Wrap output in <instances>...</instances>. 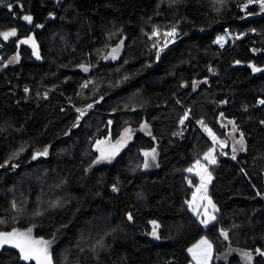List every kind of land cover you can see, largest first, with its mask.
Masks as SVG:
<instances>
[{
	"label": "trees",
	"instance_id": "1",
	"mask_svg": "<svg viewBox=\"0 0 264 264\" xmlns=\"http://www.w3.org/2000/svg\"><path fill=\"white\" fill-rule=\"evenodd\" d=\"M13 29L7 40L0 35V231L33 229L54 240L53 264H189L190 248L204 238L213 264H241L235 255L217 262L230 247L264 264L258 3L0 0V34ZM226 29L259 35L232 43L229 34L221 48ZM32 33L40 62L21 43ZM119 46L118 59L108 61ZM15 56L19 63L9 65ZM221 117L234 121L246 151L233 158L216 149L209 194L218 219L203 226L188 207L199 183L188 170L215 148L206 126L227 140ZM127 128L129 146L112 164L95 166L96 142L116 141ZM153 149L159 167L144 171L143 153ZM0 264L26 262L3 250Z\"/></svg>",
	"mask_w": 264,
	"mask_h": 264
},
{
	"label": "rangeland",
	"instance_id": "2",
	"mask_svg": "<svg viewBox=\"0 0 264 264\" xmlns=\"http://www.w3.org/2000/svg\"><path fill=\"white\" fill-rule=\"evenodd\" d=\"M231 42L230 35L226 31L217 37V43L221 48H224ZM122 47L119 46L113 51L108 57V61H115L120 56ZM16 58V59H14ZM20 61V58L18 56H15L11 58L9 65H17ZM83 71H86L85 68H82ZM200 83L196 82V86H198ZM221 125L223 128L227 129V140H220L217 138V136L211 137L210 140L212 141L214 145V149H211L208 151L205 155L201 157V159L192 167L190 168L191 171L188 170V172L192 175L198 178L199 183L197 186H195L194 194L190 202L188 203V207L190 212L199 217L203 220V226H209L210 224L214 223L218 219V208L213 203V200L211 199V196L209 194L210 186L213 181V173L211 171V168L216 165V159L218 157L216 153V149L222 153L223 151H226L228 148L229 151H231L232 156L237 157L238 155L245 153L246 151V145L242 138V135L238 131L237 127L235 126L234 121L232 120H226L223 117L220 119ZM143 132L149 134V131L145 125H142ZM204 130L212 136L213 133L208 127H205ZM134 130L132 128H127L122 132L121 137H119L118 140L113 141L110 138L106 139H100L96 142L95 148L98 152V158L95 161V166H102L105 164H112L118 156L129 146V144L132 142L134 137ZM147 153V155H145ZM145 160L142 162V170L144 171H152L157 170L159 167L158 165V157H159V151L158 149H153L150 151H144ZM208 156L209 159H205V157ZM214 160L215 162H211ZM211 176V181L208 182V176ZM201 177H204V183L206 184V196L207 198H202L205 196L204 188H202L201 184ZM32 182L31 179H25L24 183L26 185L30 184ZM198 189H200L198 191ZM209 200H211V204H209ZM213 205L215 208H213ZM214 217V219H213ZM14 230H18L20 232H27V230L16 228ZM154 230L156 232L157 237V230L158 227L154 226ZM155 235L152 237L156 239ZM31 237L32 239L36 241H47L49 243V253L52 247L54 246L55 241L54 240H42L39 238H36V236L33 233V229H31ZM203 241L209 240L206 238L202 239ZM202 243L199 242L192 246L190 249L192 251H189V255L191 257L190 264H203L204 259V250L203 246L201 247ZM202 248V252H201ZM227 252L224 254H221L217 258L218 263H226L230 257L237 256L239 257L241 264H254L255 260V254L250 253L247 250L242 249H234L232 247L228 248L226 250ZM195 254V255H194ZM51 255V254H50Z\"/></svg>",
	"mask_w": 264,
	"mask_h": 264
},
{
	"label": "snow or ice",
	"instance_id": "3",
	"mask_svg": "<svg viewBox=\"0 0 264 264\" xmlns=\"http://www.w3.org/2000/svg\"><path fill=\"white\" fill-rule=\"evenodd\" d=\"M258 3L262 9H264V0H249V3ZM9 7H11L9 5ZM24 20L31 23L32 17L25 15L23 17ZM3 36V39L7 40L10 36H15L16 32L13 29L10 32H4L0 34ZM165 35H175V29L173 28L171 32L165 33ZM27 41H21V43H26ZM115 51V49L113 50ZM159 55V54H158ZM39 58V57H37ZM16 59V58H14ZM255 71H260V69H254ZM261 104H264V100L260 101ZM91 107V105H89ZM83 115V113H81ZM46 154V153H45ZM147 155V153H145ZM35 158V157H34ZM235 158V157H233ZM205 159H209L208 156ZM211 162H215L212 160ZM191 171V169H189ZM211 181V176H208V182ZM201 186L204 188L205 196L202 198H207L206 196V184L204 183V177H201ZM200 189H198L199 191ZM209 204H211V200H209ZM15 207V205H13ZM213 208L215 206L213 205ZM131 219V217H129ZM214 219V217H213ZM227 237V233H222ZM49 243L47 241H36L31 237V229H28L27 232H20L18 230L13 231H0V249H2L5 245L10 246L12 248L18 249L19 251V258L25 262L35 260L36 264H53L52 257L49 253ZM201 243L207 244V241H202ZM211 248V245H208ZM189 251H192L191 249ZM257 252L264 256V252H261L257 249ZM195 255V254H194Z\"/></svg>",
	"mask_w": 264,
	"mask_h": 264
},
{
	"label": "water",
	"instance_id": "4",
	"mask_svg": "<svg viewBox=\"0 0 264 264\" xmlns=\"http://www.w3.org/2000/svg\"><path fill=\"white\" fill-rule=\"evenodd\" d=\"M27 42L26 43H23L26 47L30 48L32 50V54H33V57L35 59L36 62H40L41 61V52L39 50V47H38V43L35 39V34L32 33L30 37H28L27 39H25ZM24 40V41H25ZM39 57V58H37ZM2 249H0L1 251Z\"/></svg>",
	"mask_w": 264,
	"mask_h": 264
},
{
	"label": "crops",
	"instance_id": "5",
	"mask_svg": "<svg viewBox=\"0 0 264 264\" xmlns=\"http://www.w3.org/2000/svg\"><path fill=\"white\" fill-rule=\"evenodd\" d=\"M208 240V239H207ZM203 240H200L199 242H202ZM198 242V243H199ZM210 242V241H209ZM208 245H211V248L208 247ZM203 246L204 250V259H203V264H213V257H214V249L212 243H207L201 245ZM201 248V252L203 251ZM191 258V257H190ZM190 264V263H189Z\"/></svg>",
	"mask_w": 264,
	"mask_h": 264
},
{
	"label": "built area",
	"instance_id": "6",
	"mask_svg": "<svg viewBox=\"0 0 264 264\" xmlns=\"http://www.w3.org/2000/svg\"><path fill=\"white\" fill-rule=\"evenodd\" d=\"M226 32L229 33V34H232V38H233L232 43H235V40H238V39H240V38H242V37H244V36H246L248 34L259 35V33L257 31H255V30H252V31H243V32L238 31V32H235V33H231L229 31V29H226ZM236 35H239V36H236ZM203 131L207 134V132L204 129H203Z\"/></svg>",
	"mask_w": 264,
	"mask_h": 264
},
{
	"label": "flooded vegetation",
	"instance_id": "7",
	"mask_svg": "<svg viewBox=\"0 0 264 264\" xmlns=\"http://www.w3.org/2000/svg\"><path fill=\"white\" fill-rule=\"evenodd\" d=\"M3 250H14V251L17 252L18 255H19V251H18V249L12 248V247L7 246V245H5V246L2 248V250H1L0 252H2ZM22 261H23V260H22ZM24 262H25V261H24ZM26 264H36V261H35V260L28 261V262H26Z\"/></svg>",
	"mask_w": 264,
	"mask_h": 264
},
{
	"label": "bare ground",
	"instance_id": "8",
	"mask_svg": "<svg viewBox=\"0 0 264 264\" xmlns=\"http://www.w3.org/2000/svg\"><path fill=\"white\" fill-rule=\"evenodd\" d=\"M236 36H239V35H236ZM241 39V38H240ZM239 40V39H238Z\"/></svg>",
	"mask_w": 264,
	"mask_h": 264
}]
</instances>
